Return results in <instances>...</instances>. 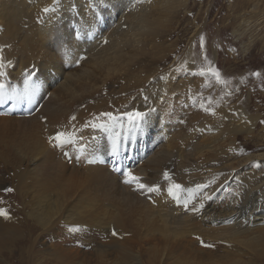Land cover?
<instances>
[{"label": "bare ground", "instance_id": "6f19581e", "mask_svg": "<svg viewBox=\"0 0 264 264\" xmlns=\"http://www.w3.org/2000/svg\"><path fill=\"white\" fill-rule=\"evenodd\" d=\"M190 4L189 0H0V47L7 46L0 48L6 63V73L0 72V78L5 90L10 91L13 83L19 89L24 108L16 117H0V164L11 173L26 163L30 176L21 175L36 183L42 179L32 198L42 207L36 217L44 227L59 221L64 211L70 222H80L79 216L93 213L97 204L110 212L116 232L109 237L115 245L112 264H142L141 257L121 240L158 238L161 248L151 247L150 254L146 253L151 264L156 259H174L176 251L172 253L170 246L181 247L180 241L189 235L204 243L208 240L216 249L223 243L249 248L257 238L244 236L264 221V152L241 156V146L236 144L243 133L253 136L257 118L248 116L243 107H220L215 115L202 114L200 126L185 135L174 133L176 127L165 119L169 100L179 107L200 89L193 62H188L187 74L177 72L183 57L176 56L179 43L172 40L179 36L181 19L190 13ZM242 15L244 25L248 20ZM192 28L191 39L200 31L197 23ZM162 65L167 68L160 70ZM26 70L35 73L27 85ZM110 91L120 98L110 101ZM102 110L105 113L98 114ZM136 111L147 113L137 122L139 126L126 115ZM8 128L16 130L17 144L15 140L5 144ZM73 132L77 135L72 144L53 146L59 133H64L65 140ZM197 133L201 142L195 141ZM261 134L256 136L262 143ZM204 151L216 164H223H199ZM170 158L178 167L174 175L167 172ZM54 166L59 170L55 182L42 172ZM117 166L139 177L141 184L158 185L159 192H142L136 183H123L122 171L115 174ZM237 169L249 174L233 189ZM174 184L181 188L169 195ZM52 187L54 197L40 200L41 190ZM10 237L19 239L17 244L23 247L30 239L0 223V243ZM194 241L188 242L194 246ZM95 244V255L102 259L107 246Z\"/></svg>", "mask_w": 264, "mask_h": 264}, {"label": "rangeland", "instance_id": "374dc122", "mask_svg": "<svg viewBox=\"0 0 264 264\" xmlns=\"http://www.w3.org/2000/svg\"><path fill=\"white\" fill-rule=\"evenodd\" d=\"M189 1L191 3L189 6L190 13L182 17L178 30L179 36L175 35L172 40L176 39L178 40L177 43H179L176 56L179 57V60L183 57V59L178 62L177 72H180V75L187 74V64L189 61L193 62L195 64L194 67H196L195 74H193L196 76V79L200 78L199 80H201L200 89L187 103L185 102L186 100H183L179 104V107L170 103L171 100H169V102H167L169 112L165 114V119L170 125L174 124V127H176L173 130L174 133L181 131L182 135H185L186 133L196 130L195 128L200 126V122L204 120L205 116L209 113V115L213 114V112L217 113V109L220 107H243L248 116L257 118V121L255 128L252 130L253 136H246V134L243 133L242 137H238L237 139L236 144L241 146V156L260 151L264 152V142H259L256 136L257 134H264V123H262V121H264V0ZM240 15L243 16V19L245 18V20H248L244 25H241ZM194 23H197L200 31L191 39L192 35L190 33L193 31L192 26ZM234 31H237V33ZM0 48L7 49V46L5 44ZM186 51L189 52L187 56L183 54ZM169 59L170 60L167 61L168 66L173 60L171 57ZM4 62L7 61L5 60ZM5 64L6 63H4L3 68H0V72L3 74L6 73ZM165 68H167V65L165 67L162 65L160 70H164ZM212 70L219 72V79L213 75ZM0 84H4L1 78ZM10 86V91H7V88L6 90L4 88L0 91V100H2V102H0V117L8 116L13 118L20 115L21 110L24 111V108H22L23 101L19 99V89L14 86V83ZM117 88L118 86L116 85L113 87V90ZM208 91H210V93L207 96L206 94ZM108 93L110 94V101L120 98V95L111 94L112 91ZM106 95L105 93L103 97ZM188 97L189 96H187V98ZM11 98L16 99H13L15 100L13 101ZM108 109L112 108L108 107ZM28 112L30 113V111ZM205 112H207L206 115ZM104 113L105 110H102L98 114ZM187 114L191 116V121ZM173 116L175 117L173 118ZM192 117L195 118L192 119ZM179 118L181 121H179ZM186 123H188V125ZM178 125L180 128H183L180 129ZM15 132L16 130L14 131L13 128H8L7 132L5 131L3 139L7 146L8 143L11 144V140L16 141L14 144L18 143ZM178 134H180V132H178ZM71 135V137L66 136L64 140L67 141L65 142L67 145L72 144L76 140L77 132H73ZM197 135L198 133L196 134L195 141L201 142L200 136ZM79 141L81 140L79 139ZM195 141L194 143H196ZM224 146L225 145H222V148ZM58 150L59 148H56L57 152ZM204 152L206 153H203L201 156L202 158L199 160V164L209 167H218L223 164H216L211 154L207 151ZM63 154L65 155V152L61 150V156L66 158V155L64 156ZM224 160L225 158H222L221 161ZM85 161L88 163L87 160ZM167 163L169 165L167 172L170 175L176 174L178 171L176 160L170 158ZM23 164H20V169L17 171L18 173L15 171L10 173L8 168L5 169L0 164V173H2L0 174V209L5 210L10 217L8 220L0 216V223L6 225V227H12L17 235L25 234L30 239L26 247L17 244L18 241H20L19 239L17 241L16 238L12 240L13 236L10 237L7 242L0 243V264H112L115 258L113 254V247L115 245L114 243L111 244V239L113 238V229H115V225L111 222V213L104 212L99 204H97V208L93 213L79 216L81 217L80 222L66 221V212L64 211L60 213L59 221L55 222L53 219L52 221L54 222H51L48 228L44 227L43 223L39 222V219L36 217V211L42 207L36 199L32 198L34 190L38 189L42 183V179L38 178L37 181L39 183H36L32 178H28L27 176L30 175L25 171L27 165L26 163ZM85 165L83 164L82 166L84 167ZM67 166L70 167L68 161ZM54 168L57 170L52 169L49 172L48 169H46V173L45 170L42 171L44 177H48L50 180L54 179L52 180L53 182H55V177L59 172L56 166H54ZM170 171L173 172L171 173ZM21 172H26L28 175H21ZM42 172L39 171L41 177ZM48 174H50V177ZM115 174L119 175L121 172L115 171ZM248 174V172L237 169L234 176V183L236 185L233 189H235L239 183L243 182L244 177L248 176ZM8 189H11V191H8ZM203 191H206V189ZM228 191L229 194L232 193L230 189ZM54 195L55 188L54 190L49 188L42 189L40 200H42V196L54 197ZM221 199L222 198L219 197V200ZM72 200L74 199H71V201ZM220 202L221 201H219V203ZM4 220H6V222H4ZM263 230L264 221H261L260 224L255 226V230H253L250 235L244 236L245 238H249V236H255L257 238V242L254 241L252 244L253 246L250 245L249 248L236 243H223L220 249H216L214 245L206 242L208 240L204 243L198 240V238L190 237L189 235L186 236L187 238L180 241L179 245L181 247H176L177 245L170 246V249L173 251L172 253H174V250L176 251V253H174L176 257L174 259H169L164 262H162L163 258H161L159 262L158 259H156L152 264H188L189 262V264H264ZM126 236L125 238H128ZM109 237L112 238L110 239ZM145 240L142 242L136 240H121L120 242L130 247L134 253L138 254L139 257H141L142 264H151L147 261V254H150L148 249L151 247L157 249L158 246L161 248V243L158 238L149 239L148 242L147 239ZM192 240H196L194 241L195 243L193 242L194 246H191L189 243ZM95 243H97V245L100 243L104 248L107 246L104 249L105 253L102 259L97 258L95 255ZM205 245H211V247H206ZM175 248L178 249V251ZM208 257H211L209 262L205 261ZM189 259L191 261L194 260L191 262ZM200 259L201 261L203 259V261L201 262Z\"/></svg>", "mask_w": 264, "mask_h": 264}, {"label": "snow or ice", "instance_id": "6c2138e0", "mask_svg": "<svg viewBox=\"0 0 264 264\" xmlns=\"http://www.w3.org/2000/svg\"><path fill=\"white\" fill-rule=\"evenodd\" d=\"M43 11L44 12H48L49 9L48 8H44ZM106 42L107 41H105V43ZM3 67H4L3 57H0V68H3ZM26 71H28V70H26ZM212 71H213V75H215L217 77V79H219V76H220L219 72H217L215 70H212ZM34 75H35L34 72L28 71V76H27V79L25 80V84L26 85L29 83V81H31L32 76H34ZM3 89H4V85L0 84V91H2ZM0 102H2V100H0ZM107 115L111 116V113H108ZM126 115L128 117V120L131 123H133L135 126H139L137 122L143 121L144 118L146 117L147 113L136 111V112L126 113ZM73 119H75V118L73 117ZM262 123H264V121H262ZM63 137H64V133H59L56 137H54L53 139L55 141H57V143H55L53 146L54 147H60V146H62V144L64 142H67V141L63 140ZM113 155H115V152L113 153ZM114 171H116V172H121L122 171V174L125 177L123 183H125V184L136 183L138 185V187H137L138 191H142L143 192L146 189L147 192L152 193V192H159V190H160L158 185L150 187L148 185L139 183V177L134 176L131 172H129L126 169L122 170L119 166L115 167ZM164 175H165V178L167 179L168 178V174L165 173ZM180 188H181V185H179V184L172 185L168 189L169 195L173 194V190L174 189H180ZM8 191H11V189H8ZM0 216H3L5 219L9 218L8 213L5 210H3V209H0ZM75 230H79V229H75ZM115 234L116 233L113 231V235H115ZM205 246L206 247H211V245H205Z\"/></svg>", "mask_w": 264, "mask_h": 264}]
</instances>
